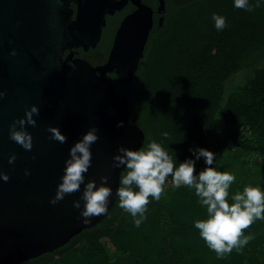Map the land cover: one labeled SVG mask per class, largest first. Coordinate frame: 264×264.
<instances>
[{
    "label": "water",
    "instance_id": "water-1",
    "mask_svg": "<svg viewBox=\"0 0 264 264\" xmlns=\"http://www.w3.org/2000/svg\"><path fill=\"white\" fill-rule=\"evenodd\" d=\"M121 6L118 0H0V91H6L0 97V172L10 174L8 181L0 178V264H21L52 252L100 223L118 198L123 166L114 168L113 156L120 145H144L146 133L131 120L130 101L119 93L112 73L124 86L133 82L149 30L132 31L124 22L105 62L75 57V48L98 46L106 15ZM32 104L40 114L35 126L27 125L33 148L26 150L10 139L9 129ZM50 125L67 135L65 143L50 138ZM94 125L99 139L85 175L98 184L108 175L113 194L107 211L85 223L73 205L80 192L50 201L70 146ZM13 153L17 158L9 163Z\"/></svg>",
    "mask_w": 264,
    "mask_h": 264
},
{
    "label": "trees",
    "instance_id": "trees-1",
    "mask_svg": "<svg viewBox=\"0 0 264 264\" xmlns=\"http://www.w3.org/2000/svg\"><path fill=\"white\" fill-rule=\"evenodd\" d=\"M211 8L227 17L223 30L215 28ZM193 10L208 29L196 34L194 45L184 43L149 72H138L137 90L128 96L131 120L144 129V145L161 141L177 164L192 155L191 146L207 147L217 153L216 166L235 173L236 192L252 182L264 187V5L249 12L235 8L233 0H201ZM198 47L208 60H196ZM244 70L250 77L228 93V81ZM112 75L125 95L126 87ZM204 167L199 161L197 171ZM149 200L139 227L118 197L100 223L21 264H264V219L243 230L253 239L242 250L218 257L194 226L207 217L194 189L182 185Z\"/></svg>",
    "mask_w": 264,
    "mask_h": 264
},
{
    "label": "clouds",
    "instance_id": "clouds-1",
    "mask_svg": "<svg viewBox=\"0 0 264 264\" xmlns=\"http://www.w3.org/2000/svg\"><path fill=\"white\" fill-rule=\"evenodd\" d=\"M264 5V0H233V6L246 11H253L254 7ZM215 28L220 31L228 26L227 17L217 12L212 13ZM16 54V49H12ZM6 91H0V97ZM40 114V107L32 104L25 109V115L15 120L9 129L10 139L20 144L26 150L33 148L32 133L27 125L37 124L36 116ZM119 121L117 126H123ZM19 125V127H17ZM52 139L65 143L67 135L59 126H49ZM168 136L167 132L163 133ZM99 139V128L90 127L69 148V155L65 160L63 175L57 185L56 194L50 203L56 204L66 195L80 192V198L73 201L75 208L80 209V217L87 223L91 217L105 213L113 194V188L108 183L109 176L88 179L86 173L92 165V145ZM190 155L177 164V156L170 153L161 141L155 139L139 148L120 145L113 156V167L123 166L119 187L115 190L119 197V206L129 212L134 224L139 227L146 219L149 197L160 200L161 194L168 185L179 188L182 185L195 190L199 203L206 206L207 217L194 221L199 229L201 238L208 247L214 250L218 257L231 253L233 248L242 250L252 234L245 235L243 230L254 221L264 219V187L261 185H246L243 191L235 192L229 200V189L236 180L234 172L221 170L216 166V155L213 150L199 145L189 148ZM16 154L9 157V163L16 160ZM203 160L205 167L197 171V164ZM26 175L30 172L26 170ZM170 177V179H169ZM4 181L10 179L8 172H0ZM83 189L81 191V186Z\"/></svg>",
    "mask_w": 264,
    "mask_h": 264
},
{
    "label": "flooded vegetation",
    "instance_id": "flooded-vegetation-1",
    "mask_svg": "<svg viewBox=\"0 0 264 264\" xmlns=\"http://www.w3.org/2000/svg\"><path fill=\"white\" fill-rule=\"evenodd\" d=\"M122 6L113 13L106 15V24L103 27L101 40L96 48L88 51L82 47L75 48L76 56L86 57L93 64L103 63L107 60L111 48L114 44L116 35L124 22L128 29L132 31L149 30L144 56L140 60L139 68L135 74L141 71H150V65L157 63L172 53L180 52V47L189 42V46L194 45L196 34L199 31L208 29L209 24L199 22L200 16L195 11L189 12L195 3L201 0H118ZM76 9V4L72 3ZM214 6V5H213ZM213 12V8L210 9ZM76 12V11H75ZM200 48V47H198ZM81 50L84 53H81ZM178 50V51H177ZM69 52L67 50L66 54ZM218 52L213 49V55ZM167 54L164 56V54ZM198 62H204L209 59L205 55L204 49L198 50ZM175 57H179L176 55ZM132 83L126 85L125 95L130 96L137 85ZM132 115V114H131Z\"/></svg>",
    "mask_w": 264,
    "mask_h": 264
},
{
    "label": "rangeland",
    "instance_id": "rangeland-1",
    "mask_svg": "<svg viewBox=\"0 0 264 264\" xmlns=\"http://www.w3.org/2000/svg\"><path fill=\"white\" fill-rule=\"evenodd\" d=\"M251 75V72L248 71V70H244V71H241L237 74H235L229 81H228V86H227V92H233L236 87L240 84H243L245 83V81H247V79L250 77ZM251 158H255V156H249ZM256 167V166H255ZM254 169L251 170V172L253 171ZM228 171H231L230 169ZM253 183V182H252ZM250 183L251 185H254V183L252 184ZM249 184V185H250ZM235 187V183L233 182L232 185L230 186V189H229V200H230V197L232 194H234L236 191L235 189H233ZM172 189H174L171 185H168L166 188H165V196L170 194V192L172 191ZM231 202V200H230Z\"/></svg>",
    "mask_w": 264,
    "mask_h": 264
}]
</instances>
